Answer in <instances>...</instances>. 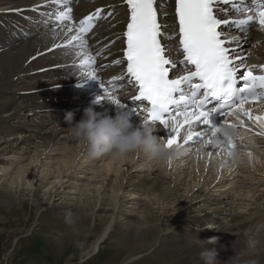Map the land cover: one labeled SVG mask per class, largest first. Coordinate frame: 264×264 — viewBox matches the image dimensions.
Returning <instances> with one entry per match:
<instances>
[{"label": "bare ground", "instance_id": "1", "mask_svg": "<svg viewBox=\"0 0 264 264\" xmlns=\"http://www.w3.org/2000/svg\"><path fill=\"white\" fill-rule=\"evenodd\" d=\"M43 1L0 0V160L28 161L12 172L0 169V204L21 203L24 192L35 196L26 185L38 174L43 183L54 182L34 205L58 198L60 203L52 207L77 226L70 237L80 241L81 251L95 253L116 229L122 235L115 242L129 250L125 261L159 247L171 235L184 264H264V135L249 138L241 152L218 157L205 148L168 161L159 136L170 128L158 130L129 120L131 109L122 92L90 105L65 87L73 74L58 67V54L66 51L62 43L71 39L73 28L42 33L37 23ZM101 1L117 15L99 24L91 40L86 37L90 43L107 35L116 38L132 13L121 6L123 0ZM96 7L80 3L75 14ZM184 7L169 0L165 22L171 25ZM239 39L236 47L256 50L264 58L263 31L251 30ZM52 48L57 50L46 53ZM39 57L44 60L37 65L46 68H24ZM31 185L35 187L33 181ZM138 188L146 192L139 195ZM90 223L104 226L96 242L87 246L90 235L82 234V226ZM206 236L218 238L216 244H207ZM12 238L8 247L17 241ZM61 245L59 238H52L49 249L57 253Z\"/></svg>", "mask_w": 264, "mask_h": 264}, {"label": "rangeland", "instance_id": "2", "mask_svg": "<svg viewBox=\"0 0 264 264\" xmlns=\"http://www.w3.org/2000/svg\"><path fill=\"white\" fill-rule=\"evenodd\" d=\"M41 60H44V58L39 57L32 61L33 65L24 68L27 71L46 68L45 66L37 65ZM58 72V69L53 70V76H57ZM1 158L4 161H2L3 159L0 160V169L6 167L11 172L20 168L21 165L28 163L26 160L20 164L15 161L11 162L5 159V156ZM37 176L38 174L33 178L29 177L31 182L28 186L26 185V188L32 187L37 194L34 196L24 192L27 194L21 198L22 202L25 203L24 205H22V202L9 206L0 204V264H184L179 253L181 248L176 246L178 243L175 238L172 239L167 235L161 239L162 244L159 247H155L153 250L148 249L143 252H137L128 261L125 260L129 254V250L122 248L115 242L122 235L116 229L110 232L109 236L95 253L90 249L81 251L80 241H75V238L70 237L72 234L71 230L75 231L74 228L77 226L66 221L57 213V209L52 207V204L56 205L60 203L57 200L58 198H54L56 201L54 200L52 203L43 202V205H38V207L34 205L41 200L39 198L41 192H50L51 188H48L49 183L54 182L50 179L46 183H43ZM8 177L6 178L7 180ZM32 181L35 187L31 185ZM40 183L43 184L40 186ZM138 189L140 191L139 195H143L146 192L144 188ZM74 195L77 196L76 193ZM123 219L124 217L120 216L119 220L122 223H126ZM133 219L134 217H131L129 221L131 222ZM86 226H82V234L84 232L89 233H87V235H90L88 236L89 240L87 244L89 246L96 242V238L103 231V227L101 226L104 225L90 223ZM82 234L81 236H84ZM10 236L13 237L12 239H17L15 245L12 246L13 248L8 247L7 244ZM52 238H59L63 244L57 253L49 249V242ZM154 240H156L155 237H153V243L157 241ZM7 248L11 249L9 253H7ZM87 252H89V255Z\"/></svg>", "mask_w": 264, "mask_h": 264}]
</instances>
